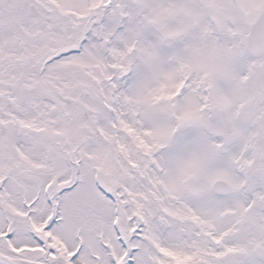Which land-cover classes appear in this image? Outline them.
<instances>
[{
  "label": "snow or ice",
  "instance_id": "obj_1",
  "mask_svg": "<svg viewBox=\"0 0 264 264\" xmlns=\"http://www.w3.org/2000/svg\"><path fill=\"white\" fill-rule=\"evenodd\" d=\"M0 264H264V0H0Z\"/></svg>",
  "mask_w": 264,
  "mask_h": 264
}]
</instances>
